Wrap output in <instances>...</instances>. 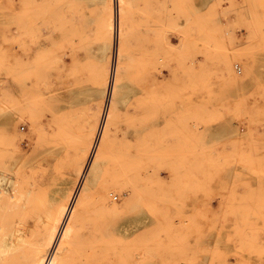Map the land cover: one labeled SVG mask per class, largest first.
Masks as SVG:
<instances>
[{
    "label": "rangeland",
    "instance_id": "obj_1",
    "mask_svg": "<svg viewBox=\"0 0 264 264\" xmlns=\"http://www.w3.org/2000/svg\"><path fill=\"white\" fill-rule=\"evenodd\" d=\"M79 1L0 20V264H264V0Z\"/></svg>",
    "mask_w": 264,
    "mask_h": 264
},
{
    "label": "crops",
    "instance_id": "obj_2",
    "mask_svg": "<svg viewBox=\"0 0 264 264\" xmlns=\"http://www.w3.org/2000/svg\"><path fill=\"white\" fill-rule=\"evenodd\" d=\"M90 6L88 0H80L75 2L74 16L72 17V11L69 9H64V36H71L72 25L79 27V41L83 45L85 34H86V43L87 49L88 44H93V47H90L92 51L100 59H106L108 57V44L106 42V32H105V22L110 15V2L109 0H95L94 6ZM17 0H0V20L4 22L16 21L18 18L17 14ZM31 13H32V27L33 31L38 30V35L50 38L56 36V31L54 28V21L56 18V8L54 0H31ZM78 7V8H77ZM92 9L95 12L92 14ZM90 10V13H89ZM78 13V15H76ZM93 15V17H92ZM146 23V22H145ZM148 29H150V20L147 23ZM1 30L7 31V29L1 28ZM14 30V28H10ZM103 31V32H102ZM104 34V35H103ZM92 38H94L92 40ZM90 40V42H89ZM50 41V39H49ZM93 41V42H92ZM177 42V41H176ZM46 45L45 42H42ZM40 44L39 46L43 44ZM72 67L71 59L65 57L64 62V101L65 106L68 102V89L69 85L71 86V80L68 76V66ZM82 94V93H81ZM83 106V99L80 97L76 101Z\"/></svg>",
    "mask_w": 264,
    "mask_h": 264
},
{
    "label": "bare ground",
    "instance_id": "obj_3",
    "mask_svg": "<svg viewBox=\"0 0 264 264\" xmlns=\"http://www.w3.org/2000/svg\"><path fill=\"white\" fill-rule=\"evenodd\" d=\"M5 173L3 171V174H0V193H1V187L3 186V181L5 180ZM7 179V178H6ZM9 179V178H8Z\"/></svg>",
    "mask_w": 264,
    "mask_h": 264
}]
</instances>
